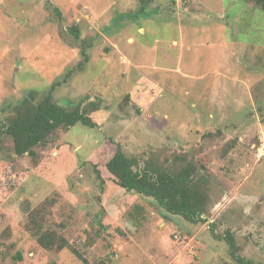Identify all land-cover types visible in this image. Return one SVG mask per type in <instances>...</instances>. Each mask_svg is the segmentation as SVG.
Wrapping results in <instances>:
<instances>
[{
	"label": "rangeland",
	"instance_id": "1",
	"mask_svg": "<svg viewBox=\"0 0 264 264\" xmlns=\"http://www.w3.org/2000/svg\"><path fill=\"white\" fill-rule=\"evenodd\" d=\"M51 87L63 107L96 103L97 127L58 130L35 157L3 137L0 264H238L212 230L264 264V2L0 0V110ZM118 145L190 167L207 222L122 190ZM35 219L68 247H42Z\"/></svg>",
	"mask_w": 264,
	"mask_h": 264
},
{
	"label": "trees",
	"instance_id": "2",
	"mask_svg": "<svg viewBox=\"0 0 264 264\" xmlns=\"http://www.w3.org/2000/svg\"><path fill=\"white\" fill-rule=\"evenodd\" d=\"M141 1L145 3L148 0ZM55 13L61 16L59 9L55 8ZM72 32L79 40V30L74 28ZM83 55L87 61V55ZM53 89L54 87H51L39 101L37 91L33 90L17 105L0 110V142L4 136L10 137L17 156L28 154L35 157V149L48 143L58 130H69L79 123L89 128L97 127V123L89 116V113L99 110L96 103H89L88 111L75 104L63 107L54 102ZM106 168L122 190L153 198L159 207L169 214L183 216L193 223L207 222V219L203 218L207 212L206 196L193 180L190 167L175 174L163 166L150 163L140 165L135 158L127 156L118 145ZM38 225L36 219L33 220L42 247L55 251L68 247L69 243L63 237L53 232L43 233ZM212 232L216 239L226 242L231 257L238 264H257L239 255L232 233L227 232L222 236L216 235L214 230ZM76 254L83 262H87L81 255Z\"/></svg>",
	"mask_w": 264,
	"mask_h": 264
},
{
	"label": "built area",
	"instance_id": "3",
	"mask_svg": "<svg viewBox=\"0 0 264 264\" xmlns=\"http://www.w3.org/2000/svg\"><path fill=\"white\" fill-rule=\"evenodd\" d=\"M260 153L258 154L259 157H262L264 155V144L262 147L258 150Z\"/></svg>",
	"mask_w": 264,
	"mask_h": 264
}]
</instances>
